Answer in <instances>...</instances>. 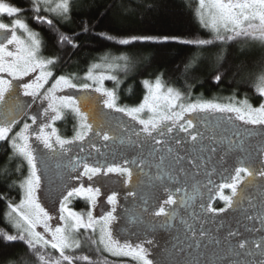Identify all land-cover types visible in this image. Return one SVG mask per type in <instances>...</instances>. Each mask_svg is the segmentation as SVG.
Wrapping results in <instances>:
<instances>
[{"label": "snow or ice", "instance_id": "snow-or-ice-1", "mask_svg": "<svg viewBox=\"0 0 264 264\" xmlns=\"http://www.w3.org/2000/svg\"><path fill=\"white\" fill-rule=\"evenodd\" d=\"M73 12V0H0V143L7 163L19 161L0 179L20 192L18 203L0 193L8 225L0 244L22 243L36 264H98L77 254L83 230L96 253L121 264H264V71L254 85L256 104L185 102L161 74L143 81L137 104L121 105L116 73L127 72L135 53L106 54L85 73L91 83L57 74L91 30L82 21L81 33L60 31ZM197 15L213 38L181 43L264 45V0H199ZM30 22L54 31L67 59L43 55L45 41ZM100 35L120 46L179 40ZM225 75L218 68L213 79ZM66 115L75 121L70 138L55 127ZM73 199L88 211H75ZM17 262L24 264L20 256L9 264Z\"/></svg>", "mask_w": 264, "mask_h": 264}, {"label": "trees", "instance_id": "trees-1", "mask_svg": "<svg viewBox=\"0 0 264 264\" xmlns=\"http://www.w3.org/2000/svg\"><path fill=\"white\" fill-rule=\"evenodd\" d=\"M18 6H24L25 0H10ZM198 0H73L74 12L68 22H62L60 31L81 33V22L90 27V32L82 33L78 43L80 48L68 63L57 65V74L74 73L77 82L85 83V73L89 67L99 62L106 54L120 55L135 53L127 72L116 73L123 82L118 88L121 105L137 104L143 97L145 79L154 80L155 76L163 75L164 83L171 86L188 98L209 100L218 103H229L247 98L250 103L259 102L255 92V82L261 71H264V45L259 41L238 39L234 43L214 44L203 47L181 43L182 40L212 39L213 34L203 27L196 14ZM106 13V14H105ZM5 17V22H7ZM31 27L40 31L45 41L43 55L64 56L63 50L56 42V34L49 31L46 25L30 22ZM107 33L120 38L132 35L175 36L177 41L166 43H135L120 46L104 39L100 34ZM192 62L187 71L185 64ZM223 64V67H221ZM227 73L217 83L213 76L217 69ZM237 71L239 74L237 75ZM107 88L116 87L113 81H105ZM73 119L67 116L58 124L63 136H70L73 131ZM0 143V178L5 170L11 171L15 163H7L8 156ZM26 174V168H25ZM12 180L17 177L13 175ZM0 193H8L9 198L18 202L20 192L17 188L9 189L0 179ZM72 206L81 212L88 208L82 200L73 201ZM7 212L6 203L0 200V228L8 227L4 219ZM48 252L56 253L48 249ZM79 254L91 256L94 262L103 264H120L119 258L106 252L96 253L82 247ZM17 256L23 258L24 264H36L34 258L27 255L24 245L20 242L0 244V264H9ZM117 261V262H115ZM19 264V262H17ZM130 264V263H129Z\"/></svg>", "mask_w": 264, "mask_h": 264}, {"label": "rangeland", "instance_id": "rangeland-1", "mask_svg": "<svg viewBox=\"0 0 264 264\" xmlns=\"http://www.w3.org/2000/svg\"><path fill=\"white\" fill-rule=\"evenodd\" d=\"M199 7V0H198V3H197V6H196V14H197V8ZM197 18H198V20H199V17H198V15H197ZM199 22H200V20H199ZM200 24H201V22H200ZM202 25V24H201ZM203 26V25H202ZM207 29V28H206ZM209 30V29H208ZM210 31V30H209ZM211 32V31H210ZM104 56H102L101 57V59H100V61L99 62H96V63H101L102 62V58H103ZM105 81H107V80H105ZM105 81H104V85H105ZM86 83H91V81H86ZM105 87H106V85H105ZM146 91V90H145ZM144 94H145V92H144ZM93 95H98V94H95V93H93ZM25 100H30V98H28V97H25L24 98ZM35 107V106H34ZM67 116H69L70 118H72L73 119V117L71 116V115H66L65 116V118L67 117ZM64 118V119H65ZM145 118H146V115H145ZM63 119V120H64ZM60 122H62V120H60V121H56V123H55V127L57 128V130H58V132H59V134L61 135V136H63L61 133H60V131H59V128H58V124L60 123ZM73 123L75 124V121H74V119H73ZM73 130H74V126H73ZM74 134V132L72 131V134L70 135V136H63V137H67V138H70L72 135ZM113 179H118L116 176H115V174H113V177H112ZM114 187H118V186H114ZM102 191H107L106 189H104V190H102ZM110 194V193H109ZM76 200H79V199H73V201H76ZM80 200H82V199H80ZM100 200H101V204H103L104 205V207H103V210H108V207L109 206H107L106 204H104V202L106 201V197L105 196H102L101 198H100ZM73 201H72V204H73ZM82 201H84V200H82ZM19 202V201H18ZM17 202V203H18ZM43 202V201H42ZM85 202V201H84ZM72 204H71V206H72ZM121 204H125V202L123 201V199H121ZM46 207H48L49 208V211L50 212H52L53 213V215H55V212L53 211V209H52V204L51 203H46ZM57 207H58V205H57ZM73 207V206H72ZM73 209L75 210V211H78V210H76L74 207H73ZM88 211V208L86 209V211H85V213ZM101 211H102V208H101V206H97V208L93 211V215L94 216H99L100 214H101ZM120 211V209L118 208V212ZM78 212H81V211H78ZM39 230V229H38ZM85 233L83 232V230H81V232L79 233V234H77L76 236H75V238L76 239H80L81 240V243H82V247H85V249H89L90 251H93V247H91L90 245H89V243H88V241L85 239ZM93 238H96V237H93ZM95 250V249H94ZM117 258V257H116ZM120 260H121V258H119ZM115 262H117V261H115ZM118 263H120L121 264V261H118ZM130 263V262H129Z\"/></svg>", "mask_w": 264, "mask_h": 264}, {"label": "flooded vegetation", "instance_id": "flooded-vegetation-1", "mask_svg": "<svg viewBox=\"0 0 264 264\" xmlns=\"http://www.w3.org/2000/svg\"><path fill=\"white\" fill-rule=\"evenodd\" d=\"M218 206H223L222 202H217Z\"/></svg>", "mask_w": 264, "mask_h": 264}]
</instances>
